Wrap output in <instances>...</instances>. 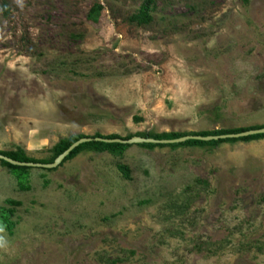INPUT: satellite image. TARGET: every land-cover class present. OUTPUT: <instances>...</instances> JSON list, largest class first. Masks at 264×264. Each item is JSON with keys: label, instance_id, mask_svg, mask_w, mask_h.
<instances>
[{"label": "rangeland", "instance_id": "rangeland-1", "mask_svg": "<svg viewBox=\"0 0 264 264\" xmlns=\"http://www.w3.org/2000/svg\"><path fill=\"white\" fill-rule=\"evenodd\" d=\"M257 126L264 0H0V151ZM25 186L0 165V264H264V139L85 149Z\"/></svg>", "mask_w": 264, "mask_h": 264}, {"label": "trees", "instance_id": "trees-1", "mask_svg": "<svg viewBox=\"0 0 264 264\" xmlns=\"http://www.w3.org/2000/svg\"><path fill=\"white\" fill-rule=\"evenodd\" d=\"M150 1L146 2L144 5L141 6L140 10L131 16L130 21L132 23H135L139 26H145L151 23L152 21V16H151V7H150ZM98 13L97 10H93V12L90 14V20L91 21H96L95 19V14ZM264 129V126H257V127H251V128H244V129H235V130H221V131H215V132H201V133H192L189 134L194 137H209V136H223V135H233V134H240L246 131H251V130H260ZM140 138H149L153 139L156 141H163V140H175L179 139L182 137L188 136L186 135H181L177 133H162V134H157V135H151V136H145L142 134L137 135ZM84 138H91L92 141L83 143L76 147L63 161L65 163L66 161L74 158L78 153L82 150H91L95 152H109L112 155H118L121 156L124 154L125 150L131 147L130 144H121V143H105L102 141H97L96 139H106V140H130L133 138L132 136L122 138L118 135H111L104 137L100 134H96L93 137H88L84 135H74L71 136L70 138H65L60 140L54 148L51 150L52 156L49 159H44V160H36L32 159L27 156L25 151L21 148H18L16 151H11V152H3L0 151V156L7 157L9 159H12L16 162L19 163H34V164H52L57 157L62 155L64 152H66L73 144L78 142L81 139ZM264 139V134H258V135H252L248 137H243V138H238V139H219V140H213V141H201V140H187L183 143H177V144H156V143H145V144H140L141 146L148 147V148H153V147H165V146H170V147H178L181 145H186V144H193V145H199V146H204V145H218L223 142H234V141H252V140H260ZM62 163V164H63ZM0 165L2 167L8 168L10 172L12 173L13 176L16 177L19 185L21 187H26L25 183L27 182V178L29 177V171L32 169V167H26V166H14L6 162L5 160H0ZM120 171L123 173V175L126 178H129V172L128 168L126 166L120 165L119 166ZM8 207L6 206H0V228H3L5 230H8L9 232H12L14 228V223L11 221V218L15 214V209L14 207L19 206L20 203L13 201V200H8L6 202Z\"/></svg>", "mask_w": 264, "mask_h": 264}, {"label": "water", "instance_id": "water-1", "mask_svg": "<svg viewBox=\"0 0 264 264\" xmlns=\"http://www.w3.org/2000/svg\"><path fill=\"white\" fill-rule=\"evenodd\" d=\"M258 134H264V129H260V130H251V131H246L240 134H233V135H223V136H209V137H194V136H186V137H182L179 139H175V140H163V141H156L153 139H149V138H140V137H133L130 140H106V139H96L97 141H102L105 143H121V144H145V143H160V144H177V143H183L187 140H201V141H213V140H219V139H238V138H243V137H248V136H252V135H258ZM92 141L91 138H84L79 140L78 142H76L75 144H73L66 152H64L62 155H60L59 157H57L55 159V161L52 164H34V163H19L16 162L12 159H9L7 157L4 156H0V160H5L6 162H8L11 165L14 166H26V167H37V168H44V169H55L57 168L59 165H61L63 163V161L66 159V157L79 145L83 144V143H87Z\"/></svg>", "mask_w": 264, "mask_h": 264}]
</instances>
